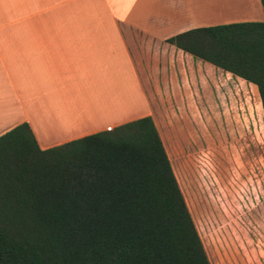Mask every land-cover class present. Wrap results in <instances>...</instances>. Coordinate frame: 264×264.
I'll list each match as a JSON object with an SVG mask.
<instances>
[{"label":"trees","instance_id":"16d2710c","mask_svg":"<svg viewBox=\"0 0 264 264\" xmlns=\"http://www.w3.org/2000/svg\"><path fill=\"white\" fill-rule=\"evenodd\" d=\"M263 19L166 42L255 86ZM150 115L41 149L26 122L0 135V264H210Z\"/></svg>","mask_w":264,"mask_h":264},{"label":"crops","instance_id":"0c3cea01","mask_svg":"<svg viewBox=\"0 0 264 264\" xmlns=\"http://www.w3.org/2000/svg\"><path fill=\"white\" fill-rule=\"evenodd\" d=\"M262 19L260 0H0V135L26 122L44 149L151 116L159 77L230 75L166 38Z\"/></svg>","mask_w":264,"mask_h":264},{"label":"rangeland","instance_id":"374dc122","mask_svg":"<svg viewBox=\"0 0 264 264\" xmlns=\"http://www.w3.org/2000/svg\"><path fill=\"white\" fill-rule=\"evenodd\" d=\"M203 71L197 79L189 73L188 84L172 71L159 77L151 118L209 263L264 264L257 91L231 74Z\"/></svg>","mask_w":264,"mask_h":264}]
</instances>
